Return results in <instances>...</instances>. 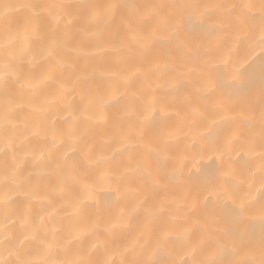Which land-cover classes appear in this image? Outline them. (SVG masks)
Listing matches in <instances>:
<instances>
[{"label":"bare ground","instance_id":"obj_1","mask_svg":"<svg viewBox=\"0 0 264 264\" xmlns=\"http://www.w3.org/2000/svg\"><path fill=\"white\" fill-rule=\"evenodd\" d=\"M262 29V0H0V264H262Z\"/></svg>","mask_w":264,"mask_h":264},{"label":"snow or ice","instance_id":"obj_2","mask_svg":"<svg viewBox=\"0 0 264 264\" xmlns=\"http://www.w3.org/2000/svg\"><path fill=\"white\" fill-rule=\"evenodd\" d=\"M262 6H264V0H262ZM57 7H72V5H65V6H59L58 5ZM165 7L172 8L175 11V10H186L189 8H197V7H199V5H194V4H190V3H176V4H172V5H166ZM239 7L241 9H245V8L251 7V5L242 4V5H239ZM169 19L170 18L165 17L164 19L161 20V24L165 29L171 28V25L169 23ZM262 31H264V29H262ZM260 43L262 46H264V36L261 37ZM261 75L264 76V64L261 65ZM261 218H262V221H264V206H262V208H261ZM202 264H232V262L217 261L215 259L210 258V259L202 262ZM262 264H264V261H262Z\"/></svg>","mask_w":264,"mask_h":264}]
</instances>
